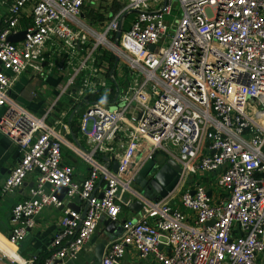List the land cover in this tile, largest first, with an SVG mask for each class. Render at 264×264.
<instances>
[{"label": "built area", "instance_id": "built-area-1", "mask_svg": "<svg viewBox=\"0 0 264 264\" xmlns=\"http://www.w3.org/2000/svg\"><path fill=\"white\" fill-rule=\"evenodd\" d=\"M28 3L27 35L11 42ZM86 3L15 0L0 26V131L20 152L2 196L36 173L29 195L13 207L10 243L18 245L45 209L62 207L57 191L67 188L65 197H79L84 210H65L42 264L77 257L107 218L122 233L107 244L101 264H126L130 248L145 264H264V0H126L100 26L85 20ZM47 45L84 56L67 71L56 101L37 115L9 91L25 72L41 73L52 62ZM105 52L135 85L116 90L113 101L85 106L73 149L90 171L80 181L63 163L68 141L49 119L62 96L77 97L76 86L89 90L76 98L84 103L107 85L99 80ZM160 151L181 170L175 188L155 200L134 185ZM112 156L116 172L102 160ZM194 174L211 176L212 186L182 187ZM124 192L143 202L138 219L120 221ZM15 253L19 264H38Z\"/></svg>", "mask_w": 264, "mask_h": 264}, {"label": "crops", "instance_id": "crops-1", "mask_svg": "<svg viewBox=\"0 0 264 264\" xmlns=\"http://www.w3.org/2000/svg\"><path fill=\"white\" fill-rule=\"evenodd\" d=\"M14 1L15 0H0V26L5 25L8 20L10 16L9 8ZM32 9L33 3H28L25 6L18 32L26 30L32 23ZM83 15L85 20L91 22L95 26H100L108 21L111 14L109 17L106 16L96 20H90L86 13H83ZM63 50L64 49H58L55 45H47L44 53L48 61L51 59L52 62H46L45 69L41 73H36L34 71L25 72L10 89V96L35 114L42 115L48 107L56 101L60 89L66 81L67 71L71 69L70 67H75L79 59L84 56V54L81 55V52L72 55ZM107 55L112 56L109 52H105L103 55L99 56V61L102 66L104 64V58ZM111 63L113 65H111L112 69L110 73L113 72L114 69L116 72L120 71L119 65L117 66L116 63L114 64L113 56ZM102 70H104V67ZM125 71L127 72V70ZM105 80L108 84V79ZM112 80L113 82H111L110 87L106 85L102 87L98 93L101 100L113 101L115 99L117 83L114 79ZM61 101L59 100L55 104L56 110L54 109L49 121L51 124H55V127L61 131L68 141V144L63 148V163L73 167L75 178L81 181L88 176L90 166L82 157V159H80V155L73 147L78 144L77 140L82 135L80 119L85 111V106L82 113L81 111L79 112V109H81V106L85 103L75 101L73 106L61 109ZM69 111L71 112L69 113ZM74 128L76 129L74 130ZM19 159L20 152L17 143L0 131V170H4V174L0 181V264H19L11 259V257H18L15 251H18L24 259L35 257L37 263L42 264L50 251L51 242L59 229L58 222L65 210L68 208L84 210V207L79 197H72L71 199L67 196L64 197V205L62 207H50L45 209L38 216L36 226L28 231L26 237L18 245L10 246L12 244L9 241V236L15 227L12 214L13 207L29 195L30 189L36 180V173H32L27 177L22 187L2 196V185ZM102 160H111L112 166L114 165V161H118L114 156H112V158L103 157ZM104 185V182L100 183V189H102ZM134 187L139 188L136 184ZM150 193L154 194L153 191H150ZM120 198L122 206L120 221H123L125 218L138 219L141 213L130 209L128 206L129 203L132 202V197L127 195V193H122ZM104 220L99 226L93 240L84 247L83 251L77 257L69 259L65 264H100L97 250L101 241L107 239L108 242H111L122 233L120 223L117 224V228L113 233L108 232V227L104 224ZM124 260L126 264H145L136 254L135 250L131 248L126 253Z\"/></svg>", "mask_w": 264, "mask_h": 264}, {"label": "water", "instance_id": "water-1", "mask_svg": "<svg viewBox=\"0 0 264 264\" xmlns=\"http://www.w3.org/2000/svg\"><path fill=\"white\" fill-rule=\"evenodd\" d=\"M122 33V25L119 27V31L117 32V37L119 38ZM27 35V30H23L17 33H13L9 35L8 39L11 42H18L23 40ZM116 61H119V58H115ZM97 107V106H96ZM92 107H89L88 110H91ZM172 147L174 145L170 143ZM119 163L118 161H114L113 170L116 172L118 170ZM155 170V172L153 171ZM180 166L179 164L171 158H167L165 163L161 166L157 164L156 154L153 155L151 159H149L139 170L136 178L135 184L139 187L138 189L145 194L146 196L158 200L164 196H166L170 191H172L177 185L180 177ZM154 172V173H153ZM4 174V170H0V181ZM150 191H153L154 194H151ZM67 192V188H59L57 191V195L63 199L65 197V193ZM194 193V191H192ZM211 195V191L208 193ZM129 208L140 212L143 208V202L140 199H135L131 203H129ZM85 212L83 213L84 217ZM104 224L107 225V230L110 233H113L117 228V222L112 221L110 218L104 220ZM107 239H103L98 246V257L100 260V264L102 263L104 251L108 244Z\"/></svg>", "mask_w": 264, "mask_h": 264}, {"label": "rangeland", "instance_id": "rangeland-1", "mask_svg": "<svg viewBox=\"0 0 264 264\" xmlns=\"http://www.w3.org/2000/svg\"><path fill=\"white\" fill-rule=\"evenodd\" d=\"M125 3H126V0H87V3L85 4L86 5L85 11L87 12V15H88L90 20H96L98 18H102V17H106V16L109 17L110 13H114L116 10L121 9ZM104 59H105L104 64H103L104 70L100 73L99 80L108 79L107 85H108V87H110L111 82H113L112 79H114V81L117 83L116 90L120 94L123 92L131 91L135 85V81H134L135 76L132 75L130 73V71H128V70L126 72L125 71L126 69H124L123 63H121V62L118 64L120 67V71L116 72L114 69V71L110 73V71L112 69L111 65H113L111 63L112 56L107 55ZM76 88L77 89H75V90L78 92L77 97H80L81 95L89 92V90L84 89L81 85L76 86ZM76 98H75V96H67V95L62 96L60 99V101L62 100L60 102L62 104V106L60 108L63 109L65 107L69 108V107L73 106L74 102L76 101ZM80 111H81V113L84 111V105L81 106V109H79V112ZM70 112L71 111H69V113ZM49 124H51V123L49 122ZM98 152L99 151H97V153ZM79 157H80V159H82L81 156H79ZM166 160H167V155L163 151H160L156 154V161H157V164L159 166L163 165ZM153 171L155 172V170H153ZM204 177H206V178H204ZM204 177H202L199 174L189 175L187 177V180L184 183H182V187L187 186L188 183H190L191 181L192 182L202 181L206 185L212 186V182L209 181V179H208L211 176L205 175ZM202 178H204V179H202ZM180 190H182V189H180ZM124 193L126 194L127 192H124ZM127 195H130V194L127 193Z\"/></svg>", "mask_w": 264, "mask_h": 264}, {"label": "trees", "instance_id": "trees-1", "mask_svg": "<svg viewBox=\"0 0 264 264\" xmlns=\"http://www.w3.org/2000/svg\"><path fill=\"white\" fill-rule=\"evenodd\" d=\"M91 101H102L98 94H91L88 96V101L84 102V106L88 105ZM106 102V101H104ZM75 127V126H74ZM76 128H74L75 130ZM47 257V256H46Z\"/></svg>", "mask_w": 264, "mask_h": 264}, {"label": "bare ground", "instance_id": "bare-ground-1", "mask_svg": "<svg viewBox=\"0 0 264 264\" xmlns=\"http://www.w3.org/2000/svg\"><path fill=\"white\" fill-rule=\"evenodd\" d=\"M10 245V244H9ZM10 246H13V245H10Z\"/></svg>", "mask_w": 264, "mask_h": 264}]
</instances>
